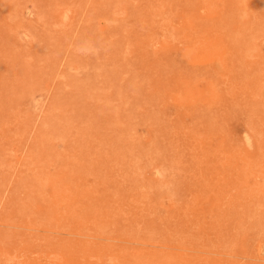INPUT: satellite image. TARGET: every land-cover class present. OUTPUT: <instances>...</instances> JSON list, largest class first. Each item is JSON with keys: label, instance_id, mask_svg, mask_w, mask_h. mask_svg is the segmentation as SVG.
I'll return each instance as SVG.
<instances>
[{"label": "rangeland", "instance_id": "obj_1", "mask_svg": "<svg viewBox=\"0 0 264 264\" xmlns=\"http://www.w3.org/2000/svg\"><path fill=\"white\" fill-rule=\"evenodd\" d=\"M0 264H264V0H0Z\"/></svg>", "mask_w": 264, "mask_h": 264}]
</instances>
